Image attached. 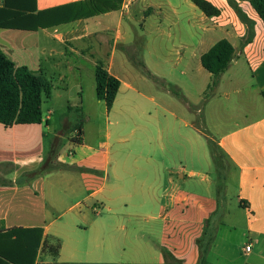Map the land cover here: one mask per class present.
<instances>
[{"label":"crops","instance_id":"1","mask_svg":"<svg viewBox=\"0 0 264 264\" xmlns=\"http://www.w3.org/2000/svg\"><path fill=\"white\" fill-rule=\"evenodd\" d=\"M86 1L0 0V8L7 3L37 13ZM207 1L218 16L192 0H99L104 12L75 5L50 27H0V49L18 66L43 74L53 89L56 80H74L66 92L79 104L67 109L82 117L74 124L82 128L80 142L72 146L70 139L72 156L59 150L62 131L45 153L51 113L43 110L41 124L0 123V175L9 182L0 186V251L8 254L0 264L23 260L21 246L30 258L37 248L33 264H264V23L250 0ZM86 10L92 14L76 17ZM221 39L232 43L235 56L209 88L215 77L201 57ZM177 40L184 51L173 65L193 72L180 84L187 114L175 121L134 104H157L169 90H153L138 77L129 53L142 54L148 68L147 55L154 54L161 69L171 59L158 54L170 53ZM99 60L121 85L107 109L112 128L98 123L92 140L82 119H90L85 85L89 96L97 95ZM200 112L230 163L225 177L198 127ZM116 144L124 148L114 154ZM13 229L25 240L8 237Z\"/></svg>","mask_w":264,"mask_h":264},{"label":"trees","instance_id":"2","mask_svg":"<svg viewBox=\"0 0 264 264\" xmlns=\"http://www.w3.org/2000/svg\"><path fill=\"white\" fill-rule=\"evenodd\" d=\"M99 0H89L86 2H79L78 5L81 8H85L87 5H93L94 11L92 12H104L103 8H100L97 4ZM207 16H218L220 10L213 6L207 0H192ZM250 3L256 13L259 15L264 23V0H250ZM75 5L62 6L56 9H50L42 12L35 13L34 7H14L9 4H5L0 8V27L15 28V29H28L33 30L39 27H50L54 24L64 22V20L70 15L71 9L73 10ZM107 8V7H106ZM113 8V6L111 7ZM19 9L20 19L15 20L17 12L13 10ZM89 11V10H88ZM91 12L83 11L77 14L76 17L90 15ZM92 14V13H91ZM7 15V16H6ZM54 15L57 16L58 23L54 20ZM64 19V20H63ZM235 56V48L232 43L227 39H221L216 42L207 52L201 57L203 67L209 71L215 77L213 83L209 86L212 88L217 83V78L228 67ZM121 82L120 80L111 75L107 70L103 61L99 60L96 67V93L100 100L105 101L107 109L110 110L113 107L117 94L119 92ZM52 83L43 74L34 72L26 66H18L12 59H10L0 49V123L5 127L20 124H41L43 123V103L44 99L52 97ZM175 93L183 97V95L175 91ZM264 98V91L262 92ZM198 127L207 135L208 143L211 148L213 161L217 169H228L230 163L226 159L219 144L208 135L201 125V121L197 120ZM80 129L81 126H79ZM226 159V162H225ZM9 182L0 175V186L7 185ZM17 230L13 229L9 232L8 237L12 238ZM17 235L15 242L24 241L25 238H21ZM38 239V244H39ZM36 243V245H37ZM55 251H59V243L55 246ZM18 249V257H22L19 260L12 259L14 264H33L36 257V249L32 251V258H30V252L25 247ZM17 252V251H16ZM0 256L7 258L8 254L0 251ZM25 258V259H24ZM29 261H28V260Z\"/></svg>","mask_w":264,"mask_h":264},{"label":"rangeland","instance_id":"3","mask_svg":"<svg viewBox=\"0 0 264 264\" xmlns=\"http://www.w3.org/2000/svg\"><path fill=\"white\" fill-rule=\"evenodd\" d=\"M137 13V11H134ZM138 31H140L139 25L137 26ZM153 38V37H152ZM215 38H220L219 35H217ZM180 40V39H179ZM175 42L174 45H170L172 47L170 49V53H160L158 56L160 58H165L169 57L171 60V65H162V68H158L155 65L156 61V55H147L148 61L153 62L151 63L152 65H149L150 67H144L142 65L143 59H142V54L140 53H129V56L131 60L133 61V70L137 71L138 77H146L148 80V83L153 85V90H155L156 87H158L161 91L163 90H169L167 92V96L163 98V100L157 99V104L153 103L149 100H144L143 103L135 101L134 104L138 106V104H142L144 106V110L146 114L151 113L153 116L159 115L161 118L170 117V118H175V121H178L179 119L182 118L183 114H187L188 110V104L186 103V98L184 95L183 90L181 89L180 84H184L183 82L187 80L188 74L193 72L192 69H186L183 66L180 65H173V62H176L177 58L180 56V53L183 52L184 50L177 44L178 41ZM131 61V62H132ZM184 72H186V75H184ZM85 75L91 74L90 70L86 68L85 70ZM93 79V76H92ZM73 82L74 80H65V82H61L56 80L55 81V87L53 91V96L49 99L45 98L44 99V105H43V110L45 115H49L51 113L52 118H51V130L49 134L48 132L45 133L44 136V146H45V153L47 154L51 150L52 146V139L55 134V132L62 131L64 132V136L62 138V142L59 145V150L61 153L69 154L70 151V144H71V136L74 131V124L77 122L81 121V115L77 112H68V105L69 104H79L75 103V99L73 97L70 98L69 92H66V89H73ZM85 90L86 94L88 93V96L86 97L85 101V107L89 111L88 117L82 119V122L84 126L87 127V133H88V138L92 140H96L98 136V123L100 124L101 127L104 129L107 128H112L113 123L115 121V117L113 114H110L108 118V110L106 108V105L101 102L97 95L93 93L92 95L89 96V85H85ZM188 90L192 93L193 88L189 87ZM72 91V90H71ZM175 91L180 92L183 97L178 96ZM148 96H151L152 93L149 91H146ZM68 94V95H67ZM210 94V90L205 94V98L208 97ZM204 103V101H203ZM124 105V102L121 100L117 103V108L121 109L122 106ZM203 107V106H202ZM203 109V108H201ZM66 119L69 120L68 126L65 124ZM197 120L201 121V125L203 130L210 135V133L207 131L205 128V123H204V116L203 113L200 112L197 115ZM111 123V124H110ZM206 129V130H205ZM76 145L72 143V146ZM124 148V144L121 146H118L117 144L112 147V151L114 154H116L119 150ZM226 162V159H225ZM231 168V167H230ZM228 169H219L220 175L225 177L230 170ZM55 245L57 244V241L54 242Z\"/></svg>","mask_w":264,"mask_h":264},{"label":"built area","instance_id":"4","mask_svg":"<svg viewBox=\"0 0 264 264\" xmlns=\"http://www.w3.org/2000/svg\"><path fill=\"white\" fill-rule=\"evenodd\" d=\"M81 138H82V129H80L79 127L74 128L73 134L71 136L72 142L74 144L79 143ZM73 154H74V150H73V148H71L70 151H69V156H72ZM246 250L250 251L251 250V245H248L246 247Z\"/></svg>","mask_w":264,"mask_h":264}]
</instances>
